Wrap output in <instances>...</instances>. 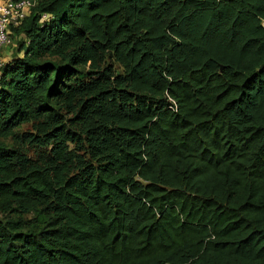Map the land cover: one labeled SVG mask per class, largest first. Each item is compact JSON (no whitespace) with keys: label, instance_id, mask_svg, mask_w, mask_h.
I'll return each mask as SVG.
<instances>
[{"label":"trees","instance_id":"trees-1","mask_svg":"<svg viewBox=\"0 0 264 264\" xmlns=\"http://www.w3.org/2000/svg\"><path fill=\"white\" fill-rule=\"evenodd\" d=\"M9 35L0 264H264V0H38Z\"/></svg>","mask_w":264,"mask_h":264},{"label":"built area","instance_id":"built-area-1","mask_svg":"<svg viewBox=\"0 0 264 264\" xmlns=\"http://www.w3.org/2000/svg\"><path fill=\"white\" fill-rule=\"evenodd\" d=\"M37 2L38 0H0V49L12 43L9 26L18 25ZM42 18H45V14ZM3 64L4 60L0 59V70Z\"/></svg>","mask_w":264,"mask_h":264},{"label":"rangeland","instance_id":"rangeland-1","mask_svg":"<svg viewBox=\"0 0 264 264\" xmlns=\"http://www.w3.org/2000/svg\"><path fill=\"white\" fill-rule=\"evenodd\" d=\"M4 52H7V53H8L7 56H10V57L13 56V55L15 54V52H16V42L14 41V42H13V45L10 46V47H9V46H6V47L0 49V57L5 55ZM29 127H30V124H29V123H26V124H23V125L20 127V130H22V129H27V128H29ZM27 148H28V149H27L28 153H29L32 157L34 156L35 151L38 150L37 148H33V147H27Z\"/></svg>","mask_w":264,"mask_h":264},{"label":"crops","instance_id":"crops-1","mask_svg":"<svg viewBox=\"0 0 264 264\" xmlns=\"http://www.w3.org/2000/svg\"><path fill=\"white\" fill-rule=\"evenodd\" d=\"M4 53H5V55H4V56H1L0 59H3V60H8V59H10V56H7L8 53H7V52H4Z\"/></svg>","mask_w":264,"mask_h":264}]
</instances>
